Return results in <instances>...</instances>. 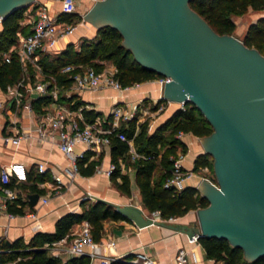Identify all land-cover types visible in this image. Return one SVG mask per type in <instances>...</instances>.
Segmentation results:
<instances>
[{"label": "water", "instance_id": "obj_1", "mask_svg": "<svg viewBox=\"0 0 264 264\" xmlns=\"http://www.w3.org/2000/svg\"><path fill=\"white\" fill-rule=\"evenodd\" d=\"M33 1L0 0V18ZM189 1L96 0L83 13L96 28H117L136 61L170 77L165 99L193 102L212 125L201 142L213 157L215 182L202 177L197 186L208 204L195 209V219L172 224L133 203L114 206L138 227L224 237L253 260L264 255V54L217 32ZM28 197L33 205L39 193Z\"/></svg>", "mask_w": 264, "mask_h": 264}, {"label": "trees", "instance_id": "obj_2", "mask_svg": "<svg viewBox=\"0 0 264 264\" xmlns=\"http://www.w3.org/2000/svg\"><path fill=\"white\" fill-rule=\"evenodd\" d=\"M190 6L200 13L209 24L219 33H233L235 21L232 14H243L249 8L259 10L264 8V0H190ZM25 7H20L9 13L0 20V89L5 90L8 84L16 82L24 76L25 71L18 55L13 51L9 60L3 57V51L9 49L17 40L18 31L27 33L29 25H22L20 18ZM62 18L72 19L78 16V12L60 13ZM97 36L89 41L80 43L79 48L73 42H68L64 48L50 57L49 52H40L38 62L42 64L43 71L47 75H54L57 82L68 84L71 77L68 73H62L60 67L66 63H82L95 67L100 64L94 61L95 58L112 59L116 64L115 77L122 85L131 84L135 81H144L160 77L162 74L144 67L134 58L133 53L122 44V34L111 25H102L97 28ZM248 46H255L264 54V15L251 22L244 35L241 37ZM52 60V61H51ZM77 103L83 102L76 94L73 95ZM48 100L47 96H39L32 99V106L39 110L41 105ZM164 100L160 97L158 102ZM85 113L93 118L100 114L93 109L85 110ZM136 117L123 122L119 127L128 137L133 139L135 149L143 153L145 157H137L135 163V182L140 189L141 199L146 208L151 211L159 209L163 218L183 215L190 209H196L208 204V199L201 195L194 185H185L181 189L173 186H165L166 177L170 174L172 166L171 154H175L178 147L183 152L186 144L177 136L181 132H191L198 136L209 134L212 125L191 101H185L182 107H177L152 131H148L144 122L138 123L136 131ZM164 144L163 151L160 146ZM129 145L126 141L113 136L111 139L112 161H118L119 157L125 158L128 154ZM154 155L153 157H147ZM88 156L78 160L79 170L89 174L95 170L100 163L101 155L97 158L84 161ZM208 166L213 174V157L208 152L196 155L193 168ZM45 173H37L35 176L28 172V179L43 180ZM120 177V180L117 179ZM113 183L120 191L131 194L130 176L128 173H120L117 168L110 175ZM22 187L33 186L32 190L42 193L44 190L37 188L35 183H19ZM25 201L18 197L8 203V210L13 213H22ZM111 216L113 218H126L115 209L112 202L102 198H96L83 205L81 211H70L61 215L56 220L55 230L37 231L27 241L17 238L9 243L4 239L1 245L5 250L0 252V264H89L88 254L72 255L65 261L59 256L52 254L45 242H51L66 234L74 222L87 219L91 225V231L95 240H99L103 226V219ZM198 241L205 249L208 257L220 261V264H264V255L253 260L245 258L243 249L240 246L232 245L226 238L218 236H199ZM110 264H139L127 258H112Z\"/></svg>", "mask_w": 264, "mask_h": 264}, {"label": "built area", "instance_id": "obj_3", "mask_svg": "<svg viewBox=\"0 0 264 264\" xmlns=\"http://www.w3.org/2000/svg\"><path fill=\"white\" fill-rule=\"evenodd\" d=\"M58 5L57 12H52L51 7L54 0H34L26 9H29L31 17L27 19L30 31L27 33L18 32L17 40L11 47L3 51L5 60L10 59L11 53L14 51L23 66L25 74L12 84H8L4 90L5 96L0 97V115L6 118L11 125V131L3 135L5 142L17 144L22 138H26L35 134L38 140L56 139L57 146L63 154H65L70 162L64 167L48 165L45 160L36 162V171L38 173L50 172L54 179V189L61 188L66 182L73 180L79 172L78 160L88 156L84 161L97 158L111 146L113 136L126 141L129 145L128 154L134 160L137 157H145L143 153L138 152L133 144V139L128 137L119 127L123 122L136 117V131L138 129L139 120L144 119L147 111L159 113L167 107L171 102L165 99L162 94L154 101L151 107L148 103L139 101L136 105H128V103L115 102L110 108L108 117L95 116L89 118L86 116L85 109L89 108V104L77 103L73 96L81 90L88 89L97 90L104 86H113L119 89H128L137 87L142 81H135L131 84L122 85L115 77L116 69L106 67H95L82 63H66L60 67L62 73H68L72 79L68 84H60L54 75H47L40 63L38 62L40 52H51L55 49L58 41L72 34L78 23L71 19L62 18L60 13L78 12L82 21L83 13L77 9V0H56ZM89 6L96 0H87ZM33 65L34 69L29 74V66ZM33 78V81H29ZM161 87L170 79L169 76L161 75L156 78ZM36 91L38 96H47L48 100L43 103L38 111L36 126L33 129H25L20 125V110L23 105L29 110H33L28 97L31 91ZM162 97L164 100L158 102ZM182 107L184 102H178ZM181 131L177 134L179 137ZM82 144V147H78ZM183 150L178 147L175 154H171L172 166L170 174L166 177L164 185L173 186L175 189H181L186 185V181L196 175L193 167H184L182 164ZM148 155L147 157H153ZM101 163V162H100ZM101 165V164H100ZM98 164L96 165V167ZM100 166H98L99 168ZM208 169V166H202ZM117 168L119 161L109 160L103 171L110 176ZM206 176V175H203ZM66 177L67 181L64 180ZM215 182L211 177L206 176ZM28 179L26 166L18 161H12L7 165H3L0 169V213L13 215L8 210V203L16 198H23L20 190L16 185ZM40 185H44L46 180H40ZM83 197H93L90 191H87ZM26 198V196H25ZM46 201V198H42ZM29 215L34 212L29 211ZM153 219L168 220L173 217L163 218L160 210L155 209L147 213ZM77 229L69 228L68 232L60 238L51 242H45L44 246L50 249L54 255H59L64 251L68 254L79 255L88 254L90 258L97 255L96 247L98 241L94 239L90 222L82 219ZM198 234L188 236L189 242H199ZM5 250L1 245L0 252ZM131 262L139 264H159L156 259L147 251L137 250L130 258ZM189 253L184 246H179L175 252L173 264H188ZM220 264V261H217ZM100 264H110L108 256H101Z\"/></svg>", "mask_w": 264, "mask_h": 264}, {"label": "crops", "instance_id": "obj_4", "mask_svg": "<svg viewBox=\"0 0 264 264\" xmlns=\"http://www.w3.org/2000/svg\"><path fill=\"white\" fill-rule=\"evenodd\" d=\"M58 5V2L56 8L52 5L51 11L54 13L57 12ZM78 5L84 6L85 10L89 7L87 0H77V9L80 11ZM251 10L255 11L252 8ZM259 10H261V13L255 17L252 11L247 12L249 15L245 13L237 18L233 17L235 21L233 33L241 38L248 25L258 17L264 15V8ZM78 31L83 33L81 29H78ZM73 33L61 38L54 51L58 52L70 40H73ZM29 81H33V78H30ZM4 93V90L0 89V97L3 98L5 96ZM162 93L163 87L160 86L156 78H151L142 81L137 87L128 89H119L113 86H104L94 91L84 89L77 93V97L83 100L81 103L87 102L89 104V108L85 110L93 109L100 112L96 116L108 117L110 108L115 102L128 103V105H136L139 101L143 103H154ZM30 95L31 97L29 96L28 100L32 104V99L39 96L34 90L31 91ZM177 107H179L177 101L169 102L167 107L154 118L153 122L155 123L150 124L156 127ZM38 111L35 108L29 110L23 105L19 114L20 125L25 129H33L32 131H34ZM86 116L89 117L87 114ZM9 131H11V125L6 121L5 117L0 115V169L3 165H7L12 161H18L26 166L27 174L31 171L32 175L35 176L38 173L35 166L38 160H45L49 166L52 165L55 167H64L69 164V158L58 148L56 139L41 141L33 134L22 138L19 143L14 144L3 140V135ZM179 137L186 144L182 164L184 167H193L196 155L205 152L201 142V136L191 132H181ZM77 146L80 148L82 144H78ZM110 154L111 146L104 153L100 154L101 163L98 164L100 166L99 168L98 166L95 167V170L89 174L82 173L79 170L73 180L67 181L66 177H64V180L67 181L66 185L58 189L53 188L55 181L49 171L45 173L44 180H46V183L44 185L38 183L40 180L34 181L27 179L23 181L28 185L35 183L37 188L44 190L42 193L38 192L39 198L33 205L30 204L28 197L29 193L37 192L36 190H32L33 186L22 187L19 184L16 185V188L20 190L22 196H26V198L25 196L22 198L25 201L23 205L24 211L22 213H14L13 215L0 213V240L4 239L5 241L11 242L17 238H22L24 241H27L37 231L52 232L55 230L56 220L61 215L70 211H81L83 205H87L96 198L105 199L113 204L133 203L140 206L147 214L149 210L143 204L140 189L135 182V168L131 169L128 173L131 179V194H126L117 189L111 177L103 171L109 160H111ZM118 161L120 173H126L127 169L123 158L119 157ZM195 170L196 175L188 179L186 185H194L197 187L202 177H211L212 172L210 168L206 170L200 166ZM117 179L120 180V177L117 176ZM87 191H90L93 197H83ZM43 197L46 198V201H43ZM29 211L34 212V215H29ZM195 217V209H190L183 215L175 216L165 220V222L188 224ZM78 222H74L70 227L77 229L79 227ZM97 241V255L90 258L89 264H100L101 256H108L110 260L112 258H127L129 255L131 257L137 250L147 251L159 264H173L174 255L179 246H184L188 250V264H219L217 260L206 255L205 249L200 242H189L188 235L185 232L173 229L168 225L151 223L143 227H138L128 218H113L108 216L103 219L100 238ZM57 256L62 261L71 257L70 254L64 251L60 252Z\"/></svg>", "mask_w": 264, "mask_h": 264}, {"label": "rangeland", "instance_id": "obj_5", "mask_svg": "<svg viewBox=\"0 0 264 264\" xmlns=\"http://www.w3.org/2000/svg\"><path fill=\"white\" fill-rule=\"evenodd\" d=\"M31 4H33V2L31 3ZM31 4H29V5H27L26 7H25V9L23 10V12H22V16H21V18H20V23L22 24V25H24V24H26L27 23V19L29 18V17H31V14H30V12H29V9H26L27 7H29ZM53 6H54V8H56V6H57V1L56 0H54V3H53ZM78 8H79V10H80V12L82 13V12H84V10H85V7L84 6H79L78 5ZM250 11H252L253 12V15H254V17L255 16H257V14H259V13H261V10H251V8H249L246 12H244L243 14H245V13H249ZM246 14V15H249V14ZM240 15H242V14H232V16L234 17V18H237L238 16H240ZM0 20H1V18H0ZM71 20H73V21H75L76 20V22L78 23V28L75 30L76 32H77V34H76V32H74L73 33V35H74V37H73V40H70L69 42H73L74 43V46H76V47H78L79 48V46H80V43L81 42H83V41H85V40H87V41H89V40H91V39H93V38H95L97 35V28H96V26L95 25H93L91 22H88V21H86V20H83L82 21V19H81V16H79V18H78V16H74ZM78 29H81L82 31H83V33H80L79 31H78ZM19 32V31H18ZM85 33V34H84ZM57 51H51V52H49L50 53V57H52V56H54V55H56L57 53H56ZM52 61V60H51ZM94 61H96V62H98L99 64H100V66L101 67H106V68H113V69H116V64L114 63V61L112 60V59H107V58H95L94 59ZM41 66H42V64H40ZM33 69H34V66L33 65H30L29 66V71H28V73L30 74L32 71H33ZM148 105L149 106H153L154 104L151 102V103H149L148 102ZM178 105H179V103H178ZM164 110V109H163ZM161 112V111H160ZM158 115V113H156L155 112V110L154 111H147V114L145 113V115H144V119H142V120H139L140 122H144V123H146V125H147V129H148V131H152L155 127H154V125H152V124H150V123H155V122H153V120H154V118L156 117ZM164 144H161V146H160V148H161V150L163 151V149H164ZM123 162L126 164V169H127V172L126 173H129V171L131 170V169H133L134 168V166H135V163L133 162V159L131 158V156L130 155H126V157L125 158H123ZM130 183H131V181H130ZM131 185V184H130ZM131 258V257H130ZM11 262L9 261V262H7L6 264H10Z\"/></svg>", "mask_w": 264, "mask_h": 264}]
</instances>
